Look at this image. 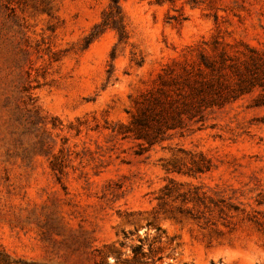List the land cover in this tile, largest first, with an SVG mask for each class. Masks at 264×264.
<instances>
[{"label":"rangeland","instance_id":"374dc122","mask_svg":"<svg viewBox=\"0 0 264 264\" xmlns=\"http://www.w3.org/2000/svg\"><path fill=\"white\" fill-rule=\"evenodd\" d=\"M110 4L0 0V264H121L158 235L156 264H264L263 69L155 145L124 139L172 77L236 88L264 0H121L124 39Z\"/></svg>","mask_w":264,"mask_h":264},{"label":"trees","instance_id":"16d2710c","mask_svg":"<svg viewBox=\"0 0 264 264\" xmlns=\"http://www.w3.org/2000/svg\"><path fill=\"white\" fill-rule=\"evenodd\" d=\"M120 2L121 0H111L109 13L103 27L114 28L118 31L120 38L124 39L126 32ZM249 49L252 55L248 60L238 62V59H229L232 63L228 67L239 77L236 88L219 80L215 82L212 79L194 78L191 73L172 77L166 89H161L159 95L150 96L147 103L136 114L131 115L132 119L128 129L124 132V139L143 141L149 146H153L164 140V136L169 131L181 128L186 121L185 118L192 120L208 108L217 105L222 106L252 92L259 83H263L257 82L256 79L259 77L260 70H264V59L257 50ZM223 54L219 67H216L217 63L210 62L205 57L203 61L210 69L218 70L225 65L227 60ZM241 66H244L245 70H242ZM262 74L264 75V71ZM260 85L264 87V84ZM139 145L144 146V143ZM165 190V195L168 196L173 192L172 187H166ZM179 197H182L183 201L196 204L204 203L207 199L206 193L201 192L200 187H192L185 193L179 194ZM259 205H264V201L259 202ZM256 223L264 227V215L261 220L257 219ZM160 232L161 229L158 228L157 233ZM124 237L127 238V235L124 234ZM160 238L159 235L154 238V242L149 245V253L146 252L145 244L141 241L139 245L131 247V259L120 261L118 258L116 262L121 264H149L148 260H151V264H156V250L154 251L152 248L154 244L160 242ZM123 246L124 244H121V247ZM99 264H108L105 262V257H102Z\"/></svg>","mask_w":264,"mask_h":264}]
</instances>
